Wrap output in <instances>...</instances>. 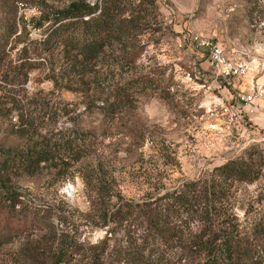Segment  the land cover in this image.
<instances>
[{
    "label": "rangeland",
    "instance_id": "obj_1",
    "mask_svg": "<svg viewBox=\"0 0 264 264\" xmlns=\"http://www.w3.org/2000/svg\"><path fill=\"white\" fill-rule=\"evenodd\" d=\"M35 1L17 4L15 35L7 38L8 26L0 22V49L9 54L4 64L43 39L39 12L74 0ZM122 2L127 23L120 44L88 64L54 48L35 59L38 68L13 89L28 124L18 128L16 113L0 118V147L10 148L17 161L33 142L45 141L54 160L34 175L10 169L8 179L25 205L48 212L51 227L25 230L0 245V264H47L44 252L28 258L21 247L40 239L52 249L62 234L86 247L97 244L107 231L103 217L115 205L171 191L254 151L262 155L260 177L235 186L233 211L246 233L264 224V0ZM5 17L0 11V20ZM205 42L227 63L241 65V73L226 75ZM144 74L160 88L137 93L119 113L101 109L115 89ZM65 143L81 147L86 157L65 159Z\"/></svg>",
    "mask_w": 264,
    "mask_h": 264
},
{
    "label": "trees",
    "instance_id": "obj_2",
    "mask_svg": "<svg viewBox=\"0 0 264 264\" xmlns=\"http://www.w3.org/2000/svg\"><path fill=\"white\" fill-rule=\"evenodd\" d=\"M22 2L36 1L0 0V11L7 15L0 20L8 26L7 38L17 32L21 19H16V6ZM123 7L122 0H74L66 7L39 12L36 28L44 27L42 40L32 42L31 49H18L14 62L8 60L6 64L9 54L0 49V68L4 69L0 76V118L11 119L16 113L18 128L28 124L18 91L13 89H20L28 72L38 68L35 59L60 48L69 60L88 64L112 44H120L127 23ZM159 88L158 80L144 74L115 89L111 101L101 109L106 114L119 113L133 105L137 93ZM159 96L163 100L170 97L166 89H161ZM64 147L68 152L65 159L73 163L86 157L79 146L65 143ZM11 151L0 147V245L25 230L39 227L48 232L51 227L48 212L30 209L13 190L8 170L21 167L22 172L34 175L54 160V151L45 141L33 142L21 160L12 159ZM261 164V152H250L171 191L140 202L123 201L104 215L107 231L97 244L86 247L62 234L52 249H46L39 239L35 244H23L20 252L34 259L44 252L47 264H264V224L246 233L233 211L235 186L255 182ZM116 234L120 239H113Z\"/></svg>",
    "mask_w": 264,
    "mask_h": 264
},
{
    "label": "built area",
    "instance_id": "obj_3",
    "mask_svg": "<svg viewBox=\"0 0 264 264\" xmlns=\"http://www.w3.org/2000/svg\"><path fill=\"white\" fill-rule=\"evenodd\" d=\"M204 45L205 47H207V50H209L212 59L221 66L222 70L226 75L237 76L241 73L242 70L241 65L227 63L224 57L222 56L221 50L219 48L211 45L208 42H205ZM249 99L250 98H248L247 100Z\"/></svg>",
    "mask_w": 264,
    "mask_h": 264
}]
</instances>
